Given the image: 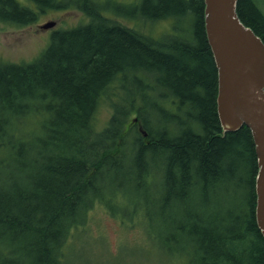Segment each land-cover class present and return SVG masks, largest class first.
Listing matches in <instances>:
<instances>
[{
    "label": "trees",
    "instance_id": "obj_1",
    "mask_svg": "<svg viewBox=\"0 0 264 264\" xmlns=\"http://www.w3.org/2000/svg\"><path fill=\"white\" fill-rule=\"evenodd\" d=\"M263 3L238 0L237 13L264 43ZM46 7L88 22L53 31L35 62L0 61V264H66L94 207L133 216L131 184L169 251L186 242L202 264H264L255 144L246 126L222 129L204 0H0V21L30 24ZM163 20L175 24L159 32ZM114 89L98 132L96 110Z\"/></svg>",
    "mask_w": 264,
    "mask_h": 264
},
{
    "label": "rangeland",
    "instance_id": "obj_2",
    "mask_svg": "<svg viewBox=\"0 0 264 264\" xmlns=\"http://www.w3.org/2000/svg\"><path fill=\"white\" fill-rule=\"evenodd\" d=\"M98 1L101 5L108 2L123 5L140 2V0ZM32 6H35L33 1ZM260 6L263 9L264 3ZM51 10L46 7V13L44 11L30 24L18 25L0 21L1 62L17 65L35 62L50 46L53 31L88 22L86 14L80 10L72 8ZM51 22L54 24L50 27L45 26ZM119 22L122 24V21ZM174 24V20L160 21L158 31H168ZM117 91L114 89L106 93L98 105L94 117V127L98 132L108 125L114 114L112 104H116L120 99L119 94L115 95ZM43 117L30 116L27 124L16 131V135L18 137L25 135V131L36 127ZM118 180L120 184L125 183L121 179ZM131 187L133 189H127L132 195L128 200L135 202L134 209L137 210L133 216L130 217L133 211L130 207L118 211V214L114 213L116 208L113 204L111 210L103 206L94 207L85 224L71 237V247L66 250L68 257L66 264H202L201 261L194 260L193 251L185 253L188 248L186 242H181L178 247L172 245L173 249L168 250L169 244L167 245L163 238L164 231L158 227L156 221H149L154 217L147 216L148 198L142 191L135 190V184H131ZM119 200H123L120 195ZM152 204H148L151 209Z\"/></svg>",
    "mask_w": 264,
    "mask_h": 264
},
{
    "label": "water",
    "instance_id": "obj_3",
    "mask_svg": "<svg viewBox=\"0 0 264 264\" xmlns=\"http://www.w3.org/2000/svg\"><path fill=\"white\" fill-rule=\"evenodd\" d=\"M237 2L204 0V24L218 70L221 124L227 132L246 126L254 140L258 163L256 222L264 237V43L241 22Z\"/></svg>",
    "mask_w": 264,
    "mask_h": 264
},
{
    "label": "bare ground",
    "instance_id": "obj_4",
    "mask_svg": "<svg viewBox=\"0 0 264 264\" xmlns=\"http://www.w3.org/2000/svg\"><path fill=\"white\" fill-rule=\"evenodd\" d=\"M218 95H219V88H218ZM218 95H217V98H218ZM217 109H218V103H217ZM220 122H221V121H220ZM221 126H222V124H221ZM222 129H223L224 132H227V131L224 130L223 126H222ZM240 129H241V128H240ZM256 181H257V180H256Z\"/></svg>",
    "mask_w": 264,
    "mask_h": 264
}]
</instances>
